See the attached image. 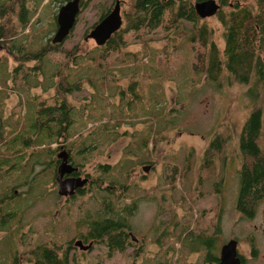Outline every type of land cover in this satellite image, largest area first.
<instances>
[{
	"label": "rangeland",
	"instance_id": "obj_1",
	"mask_svg": "<svg viewBox=\"0 0 264 264\" xmlns=\"http://www.w3.org/2000/svg\"><path fill=\"white\" fill-rule=\"evenodd\" d=\"M50 1L45 6V9L47 8L46 19L49 21L51 15H54L51 11ZM52 1L55 4L54 9L57 11L58 1ZM108 1L110 0H84L71 33L62 42L66 48L77 46L81 51L96 44L94 39L88 36V32L92 24L99 19L98 16L106 10L104 6ZM123 2V11H125L132 0ZM122 16V25H124V12H122ZM210 19L209 22L215 26L212 37L222 45L220 23L215 17ZM37 20L39 19L33 18V14H30L26 27L11 34V54L7 50L0 49L2 58L0 59V91H11L4 107L5 110L16 107L20 95L22 98L18 104V112L21 117L27 112L26 98L31 93L45 95V100H40L42 104L53 101L52 87L42 90L40 86L31 85L23 77L29 68L26 64H32L31 61H25L22 56V52H25V48L29 45V35H34V41L30 44L31 48H41L40 41L44 40L43 37H39L40 28L38 29ZM184 24L189 26L187 22L183 21L174 32L161 28L150 32L151 35L147 36L149 40L146 43H144V38L133 37L132 32H127L126 36L130 41L127 51L136 53L135 58L131 56L130 63H128V59L124 62L127 65L126 68H122L118 64H109L106 69L101 68L100 72H96V76L105 77L106 75L108 81L94 83L93 89L89 84H86L83 90L75 92L74 95L75 99L78 102L81 101L83 105V108L75 113L76 120L81 124H85L87 120L98 115L106 114L108 117L109 112H112L117 105L124 108L125 123L118 129L126 134H120L117 138L119 140L131 136L135 131H139L137 138H143L147 128H151L150 137L159 128H168L166 133L162 131L164 136L157 142V169L139 182V190L146 189L148 193H154L160 198V187L171 189L170 182H161L160 179L163 178L166 171L170 170V167L177 168L179 177L175 181L178 186L174 190L181 194L183 185L186 188V190L183 189L186 193L181 194L182 198L178 194L174 198H168L166 201H169V209L164 213L173 214L172 210L176 208L174 222L177 220L189 221V227L183 230L184 228L180 225L177 226L176 223L174 225V240L170 236L162 238L161 244L155 250L151 248L150 252L143 257L133 253L135 246H129L124 252L116 251L106 258L104 255H100L101 249L104 250V248L99 246L88 256L86 255L85 261L81 264H157L158 261L162 264H201V253H190L186 247L180 251L181 236L177 235L183 234L185 231L188 235L190 227L196 231L209 228L212 222L210 214L218 211L222 212V230L218 244L221 245L230 237H235L238 240V252L246 258L248 264H264V196L258 203L254 218L243 217L236 209L239 190L238 132L243 118L252 109L263 108L264 91L256 89L250 83L219 86L206 75L195 74L190 67L192 52L186 37L188 27ZM51 32L49 31L46 36L48 37ZM172 41L179 44L178 50L171 48L173 47ZM18 47L22 52L17 50ZM152 47H156L153 59H151V53L148 52ZM56 55L62 57L59 52ZM166 56L170 57L169 65H166ZM112 57L116 58L117 55L113 54L110 58ZM115 61L116 59L109 60L110 63ZM18 62L23 65L14 75L13 73L16 71L12 69ZM47 64L51 65L50 62ZM86 70L92 72L93 67L89 65ZM39 74H42L41 78L38 76ZM114 75H121V78L115 79L118 81L111 83ZM46 76V73H37L33 75V78L34 80L40 79L45 83ZM157 81L158 85L155 86ZM130 84L138 85L136 90L142 97L129 95L127 89ZM113 86L123 94L113 93ZM90 91L93 92L90 93ZM253 93H256V96H253ZM89 116L92 117L89 118ZM105 119L104 117L101 120ZM143 123H147L146 126ZM214 131L221 135L227 133L231 137L223 143L220 142L221 154L224 156L222 161L216 156L217 148L214 147L209 153H206L207 157L212 156L213 158L204 163L203 153L208 138ZM115 143L112 146L113 152L109 155H97L96 159H108L115 162L119 158L120 150V143L117 141ZM151 143L152 139L149 140L148 145ZM140 150L143 151V149ZM81 157L82 155H79V158ZM217 170H222V173L217 174ZM32 171L33 168L30 172L27 169L22 173L30 175ZM183 173L189 176L182 179L180 176ZM216 177L218 180L224 179L223 193L215 192L213 185ZM19 188H24V186H19ZM32 194L29 199L33 204L31 208L24 210L19 208L18 214L12 216L11 221L5 224L10 228L9 232L5 233L0 228V264H18L19 261L20 264H32L28 261V255L37 244L47 242L51 233L57 240L60 239L61 233L66 237L76 222L75 217L66 220L65 212L58 216L59 207L63 203L61 198L54 204L52 197L47 198L44 197V194L39 195L37 190H33ZM138 194L139 191L133 197ZM123 199L131 200L128 194ZM144 207L145 205L140 206V208ZM153 208H156V204L153 205ZM164 209L167 210V207ZM140 217L137 215L133 218L136 230H140L150 223L146 217H143V221L140 222ZM57 230L60 232L54 233ZM251 236L257 248L256 255H251ZM149 241L150 239H146L144 246Z\"/></svg>",
	"mask_w": 264,
	"mask_h": 264
},
{
	"label": "trees",
	"instance_id": "obj_2",
	"mask_svg": "<svg viewBox=\"0 0 264 264\" xmlns=\"http://www.w3.org/2000/svg\"><path fill=\"white\" fill-rule=\"evenodd\" d=\"M200 1L203 0H132L131 4L125 8V11H123L124 9L122 10L124 12V25H121L118 30L113 32L104 43L95 44L81 51L78 50L77 46L66 48L64 43H62L65 38L61 42L52 40L56 31L52 25L57 27V17L56 13H53L54 15H51L49 21L46 19L45 12L38 23V29L40 28L39 37L44 38V40L40 41L42 47H30V44L34 41V35L30 34L28 38L29 45L28 47L25 46V52H22L20 47L17 50L23 53L22 56H24L25 61H31L32 63L26 64L29 68L23 75L24 79L33 86H40L42 90L52 87L53 101L52 103L42 104L40 100L44 101L46 96L40 93H31L26 98L27 112L23 117L18 113L12 122L11 128L19 133L17 137L22 136L27 139L31 136L36 143H40L42 140L51 141L57 137L94 138L98 144L97 148H100L105 143L118 138L120 134L125 135L126 133L118 129L119 126L125 123L123 117L124 108L117 105L112 112H109L108 117L106 114L98 115L97 117L89 116V118H92L87 120L85 124H81V122L76 120L75 113L83 108V105L81 101L78 102L75 99L74 93L83 90L86 84H89L93 89L94 83L108 81L106 75L107 79L104 76H96V72H100L101 68L106 69L109 64H118L120 67L126 68L127 65L124 62L128 59V63H130L131 56L135 58L136 53L127 51L130 43L126 36L127 32H132L134 34L133 37L144 38V43H146L149 40L147 36L151 35L150 32H155L159 28L174 32L181 26L183 21L189 25L184 24L188 27L186 37L192 52L190 67L195 74L197 73L200 76L204 74L219 86L250 83L256 89L264 91V0H215L219 5L216 12L205 17L200 16L196 9L195 3ZM83 2L84 0L81 1L80 5L82 4L83 6ZM47 3L45 6L48 5ZM110 11L111 9L101 13L98 16L99 19L92 24L91 28ZM21 13H14V16L11 17V33L0 34V36L8 37L26 27L28 15ZM211 17H215L220 23L222 45L217 43L212 37L215 26L209 22ZM72 29L69 33H71ZM49 31L52 32L47 37L46 35ZM12 43L15 44L14 41ZM171 44L173 47H170L174 50L179 49L177 42L172 41ZM155 48L152 47L148 51L152 55L151 59H153V56L155 57ZM58 52L62 57L56 55ZM113 54L117 55V57L110 58ZM165 55L167 54L165 53ZM169 58L166 56V65H169ZM0 59H2L1 55ZM115 59V62H109V60ZM48 62L51 65H48ZM22 65L18 62L14 66L12 69L16 71L13 73L14 75L17 74L18 69L22 68ZM89 65L93 67L92 72L86 70ZM37 73H46L47 81L44 83L40 79L34 80L33 75ZM121 75H114L111 83L117 82L118 80L115 79L121 78ZM38 76L41 78L42 74ZM156 85H158V81ZM113 87V93L123 94L118 88ZM136 87L138 88L137 84H130L127 92L131 96L142 97ZM253 96H256V93H253ZM104 117L106 119L101 120ZM97 119L100 120L95 121ZM152 120L151 123H153ZM91 122L94 124L92 125ZM89 123L91 124L90 126ZM146 124L143 123L144 126ZM150 131L151 128H147L143 138H137L139 131H135L127 139L136 140L134 144H140L144 147L152 139L151 144L157 145V142L164 136L163 132L166 133L168 128H159L154 131L152 137H150ZM230 137L231 135L227 133L221 135L214 131L209 137L210 141L203 153V162L206 163L210 160L205 155L211 151V147L216 148L214 143H223ZM17 139L19 140L20 138ZM237 142L239 152V166L237 169L239 190L236 209L241 215L252 217L256 214L258 203L264 196V106L263 108L252 109L243 118ZM20 147V145H16L17 150ZM125 153L128 154V151ZM34 158L40 157L39 155L25 159L17 157L16 159L18 160L13 167V171L24 172V170L29 169L30 172L32 168L33 170L40 169V164H36ZM36 167L38 169H35ZM185 172L186 170L184 169ZM184 173L180 176L182 179L188 177ZM178 177L177 168L170 167L169 173H165L163 178L160 179L161 182L171 183V189L160 187L159 225L161 229L164 228V230L160 231L161 239L172 236L175 233L174 225L176 223L177 226H182L183 230H186L190 224L189 221L182 220L174 222L171 216L172 213H164L169 209V201H166L168 198H174L176 194L181 196L182 193H186L184 191L186 188L183 185L181 194L174 190L178 186L175 181ZM198 183L199 179L196 184L198 185ZM112 196L116 197L114 194ZM113 200L114 203L116 199ZM165 207H167V210L164 209ZM17 212V210H12L11 217L17 215ZM13 213L14 215H12ZM170 222H173V229H170ZM92 227L96 233L104 232V234H110L112 230L117 228L113 225L104 226L103 220L93 222L91 229ZM205 230L190 232L197 234L198 239L193 241L192 245L188 247V251L190 253H201V263L219 264L215 235H206L204 233ZM108 244L112 249H122L126 246L117 237H114ZM57 245V243L53 242L37 244L28 255L31 262L33 264H73V262L74 264H79V258L75 261L73 257H68L67 253L61 251ZM185 245L186 243H181L179 246L180 251L184 250ZM158 264L162 263L158 261Z\"/></svg>",
	"mask_w": 264,
	"mask_h": 264
},
{
	"label": "flooded vegetation",
	"instance_id": "obj_3",
	"mask_svg": "<svg viewBox=\"0 0 264 264\" xmlns=\"http://www.w3.org/2000/svg\"><path fill=\"white\" fill-rule=\"evenodd\" d=\"M48 1L0 0V34L11 33V17L14 16V13L22 12L21 14L24 13L28 16L33 14V18L41 20L47 11L45 4ZM57 1V11L54 9V2L52 0L50 2L53 5L51 11L52 13L56 11V17L60 6L65 0ZM116 1H108L104 6L106 11L112 9ZM123 1L118 0L121 14L124 9ZM40 20H37L36 23H39ZM53 28L56 30L57 27L53 26ZM0 49L7 50L11 54V35L8 37L0 36ZM10 93L11 91H0V228L2 231L8 233L10 230L5 224L11 221L12 210L19 211V208L21 210L31 208L33 204L29 199L33 195L32 191L37 190L39 195L44 194V197H52L53 203L61 198L63 203L59 207L58 216L65 212L64 217L66 220L72 217L76 218V222L72 225L73 228L66 237L61 233L60 239L57 240L54 239L53 233H51L46 241L57 243L60 250L65 251L67 256L73 257L75 261L79 258V264L85 261L86 255L88 256L90 252H93L99 246L104 248V250L101 249L100 255H104L106 258L110 257L113 252H124L129 246H135L133 253L140 257L150 252L151 248L155 250L161 242H159L161 239L160 231L164 230L159 225L161 203L159 202V196L157 197L154 193H148L146 189L140 191L139 182L148 174L156 171L158 145L147 144L144 147L140 144H134L136 140L133 139L120 138L119 140L115 138L105 143L102 148H97L98 144L94 138L57 137L51 141L42 140V142L36 143L31 136L27 139L22 136L17 137L18 131L13 130L11 127L14 118L19 113L18 104L22 97L19 95L15 108L5 110L4 105ZM116 141L120 143V150L119 158L115 162L108 159H96L97 155H109L113 152L112 146ZM209 141L208 138L207 144ZM16 145L21 146L19 150L16 149ZM214 145L217 148L216 156L222 161L224 156L221 154V144L214 143ZM212 148L214 147H211L210 150ZM140 149H143V151ZM126 151H128V154L125 153ZM36 155H39L40 158H34V161L36 164H40V169L33 170L30 175H23L22 171H13V167L18 160L17 157L25 159ZM79 155H82V157L79 158ZM209 158L212 159L213 157ZM166 173L168 174L169 170ZM221 173L222 170H217V174ZM19 186H24V188H19ZM213 186L216 193H223V178L218 180V177H216ZM61 189L71 192L60 193ZM138 191L139 194L133 197ZM113 194L116 197H113ZM125 194H128L131 200L125 201L123 199ZM113 199H116L114 203ZM155 204L156 208H153ZM142 205H145V207L140 208ZM172 211L173 220L176 215V208ZM137 215L141 216L139 218L140 222L143 221V217L150 220V223L140 228V230H136L134 227L133 218ZM210 216L212 222L204 233L215 235V246L219 257L220 247L223 244H218V238L222 230V212L211 213ZM243 217L246 216L243 215ZM246 218H254V216ZM99 220H103L104 226L113 225L117 228L112 230L110 234L96 233L93 227L91 229V225ZM172 224L173 222H170V229H173ZM194 231L196 230L190 227L188 235L186 231L177 235L181 236L180 242L186 243L185 247L187 248L192 245L193 241L198 239L197 234L190 233ZM57 232H60V230L54 233ZM114 237L122 240L126 246L122 249H112L108 242L112 241ZM170 238L174 240V234ZM146 239H150V241L144 246ZM250 251L251 255L257 254L252 236ZM80 255L82 256L80 257ZM237 256H239L241 264H248L246 258L239 254L238 249ZM152 258L154 257L152 256ZM28 261L31 262L30 258ZM18 264H20V261Z\"/></svg>",
	"mask_w": 264,
	"mask_h": 264
},
{
	"label": "water",
	"instance_id": "obj_4",
	"mask_svg": "<svg viewBox=\"0 0 264 264\" xmlns=\"http://www.w3.org/2000/svg\"><path fill=\"white\" fill-rule=\"evenodd\" d=\"M118 3L117 0L111 12L97 22L88 32V36H91L96 44L104 43L113 32L121 27L123 18ZM195 5L198 14L202 17L214 14L219 6L215 0H203L196 2ZM80 7V0H66L60 6L56 18L57 29L52 39L54 42H61L69 34L76 23ZM61 192L71 191L61 189ZM237 242L236 238H230L221 245L219 264H241L240 258L237 256Z\"/></svg>",
	"mask_w": 264,
	"mask_h": 264
}]
</instances>
